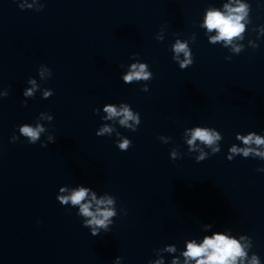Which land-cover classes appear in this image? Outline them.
I'll list each match as a JSON object with an SVG mask.
<instances>
[{
	"label": "clouds",
	"instance_id": "9594fccd",
	"mask_svg": "<svg viewBox=\"0 0 264 264\" xmlns=\"http://www.w3.org/2000/svg\"><path fill=\"white\" fill-rule=\"evenodd\" d=\"M238 6L232 7L229 4L224 5L225 11L219 10H209L202 27H205L208 32L215 30L217 35L210 37V42L215 43L217 41H224L226 45L233 44L234 38H241V34L245 31V25L241 22L245 19V16L248 12V5L239 3L237 0ZM19 8L24 10L25 8H31L30 4H18ZM232 50L234 52H240L241 47L239 45H233ZM173 51L175 56L174 60L179 61V68L185 70L188 67L192 66L194 63V57L188 49L187 43H181L179 40L176 41L173 46ZM183 53L185 59L183 61L179 60V55ZM138 54H134L137 56ZM146 64H132L131 71L122 77L123 82L129 83L133 80H149L153 79V74L146 71ZM52 74V70H51ZM43 76V73H41ZM28 83L33 85L32 89L23 91V96L34 98L33 91L36 87L35 80L29 78ZM143 92L149 91L148 86L146 85L141 89ZM54 94L53 90L45 91V99L50 98ZM4 97L9 95L8 90L3 94ZM24 106H27V100L22 101ZM130 105L127 103L121 102L120 110L111 104L104 107V112L107 113L105 119H111L113 117H121L119 123L132 132L137 131L138 127H133L128 122L134 121L137 126L141 123V117L139 112L136 115L129 110ZM94 113H99V109H94ZM48 121L51 122L54 117L50 114L47 117ZM18 131L24 137H27L28 144L34 145L39 141L40 134L45 131V129L39 125L32 127L28 123H24L18 126ZM111 128L104 126L100 128L96 135L98 137L103 136L104 133H110ZM190 131V138L186 140L189 153L194 151H199V155L195 156L194 159L197 163H200L210 156L216 155L221 151V146L218 143L222 141L223 136L221 132L212 127L206 126H196L193 129L187 130L185 135L187 136ZM261 134H257L254 131L248 132L247 135H242L237 133L235 139L242 141L244 145L249 147L238 148L235 144H232L228 149L227 160L232 161L236 155L242 154L244 158H249L250 156L259 157L264 159V151H259L257 148L250 147L255 144L256 146L264 145V138ZM19 139V136L13 135L11 142H15ZM197 141H200L202 145L211 149V155L205 152L203 148H199L196 144ZM47 143H55V137L53 135L48 136ZM47 143H41V147H47ZM132 147V141L129 138H124L122 143L118 144V149L122 152L127 151ZM170 159L175 161L177 160V152L172 151ZM257 171H264V168L257 169ZM67 190V186H61L58 193H63ZM91 192V200L95 202L96 208L95 211L92 210V203H82L85 201L86 197L89 196ZM56 199L62 206H67L69 203L72 206H79V210L76 213L78 216L90 218L83 221V227H90V234L92 236H97L101 232L99 229H103L104 233L110 231V225H113L114 221L110 218L117 216V212L114 209L116 203V198L113 196H105L101 199H97L95 191L88 186H77V190L71 192L70 195L62 196L57 194ZM104 205V208L100 206ZM121 211L124 215H127L125 208H121ZM205 228H213L212 224H205ZM228 232H231V229H227ZM241 241H244L242 244ZM252 238L248 235H240L239 238H235L231 235H226L224 231H213L210 235L203 236L202 240L198 243L195 238L187 240L186 248L180 252V255L183 257V264H242L243 260L246 258L247 253L245 248L251 247ZM163 251L173 253L177 251V248L173 244H168L166 247H163ZM123 259L121 256H117L113 261V264H119ZM148 264H164L163 259H157L155 261L149 260ZM171 264H180L179 259L173 258ZM249 264H259L258 257L254 254L252 256Z\"/></svg>",
	"mask_w": 264,
	"mask_h": 264
}]
</instances>
